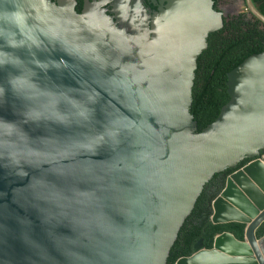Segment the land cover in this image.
Wrapping results in <instances>:
<instances>
[{
    "label": "water",
    "instance_id": "water-1",
    "mask_svg": "<svg viewBox=\"0 0 264 264\" xmlns=\"http://www.w3.org/2000/svg\"><path fill=\"white\" fill-rule=\"evenodd\" d=\"M111 1L0 0V264H166L221 172L210 220L243 237L175 264H264V51L227 71L228 100L197 130V59L224 12Z\"/></svg>",
    "mask_w": 264,
    "mask_h": 264
},
{
    "label": "trees",
    "instance_id": "trees-1",
    "mask_svg": "<svg viewBox=\"0 0 264 264\" xmlns=\"http://www.w3.org/2000/svg\"><path fill=\"white\" fill-rule=\"evenodd\" d=\"M214 8L221 9L222 0H213ZM264 14V0H253ZM80 11V7L76 6ZM264 51V24L244 8L234 13L223 14V26L210 32L207 48L197 59L192 87L190 111L197 121V130L211 122L220 107L228 100L226 73L253 52ZM224 172L216 173L205 183L195 205L183 221L177 238L170 248L166 264H175L176 259L192 252V243L202 237L210 247L213 237L221 231H230L237 238L243 237L241 222L212 223L211 201L223 185ZM264 232V227L257 232Z\"/></svg>",
    "mask_w": 264,
    "mask_h": 264
},
{
    "label": "flooded vegetation",
    "instance_id": "flooded-vegetation-1",
    "mask_svg": "<svg viewBox=\"0 0 264 264\" xmlns=\"http://www.w3.org/2000/svg\"><path fill=\"white\" fill-rule=\"evenodd\" d=\"M114 1H115V0H112L111 2H114ZM130 1L133 2L134 0H130ZM140 1L142 2L143 5H145L146 7L150 8L151 10H154V9L156 8V4L153 3V2H151V0H140ZM82 5H83V0H76L75 8H76V6H78V7H80V9H81V8H82ZM105 7H106L108 10L112 9V5L110 4V2L107 3V4L105 5ZM220 8H221V7H220ZM221 10H222V9H221ZM223 12H224V11H223ZM224 13H225V12H224ZM111 14H113V13H111ZM263 227H264V222L258 227V229L256 230V234H257V232L260 231V229L263 228ZM263 233H264V232H263ZM263 233H261V234H263ZM261 234H259V235H261ZM257 235H258V234H257ZM259 235H258V236H259ZM198 240H201V241H202V246H204V247H208V246L204 245V240H203L202 237H200V238L196 239V240L192 243V252L194 251L193 246H194V244H195Z\"/></svg>",
    "mask_w": 264,
    "mask_h": 264
},
{
    "label": "rangeland",
    "instance_id": "rangeland-1",
    "mask_svg": "<svg viewBox=\"0 0 264 264\" xmlns=\"http://www.w3.org/2000/svg\"><path fill=\"white\" fill-rule=\"evenodd\" d=\"M220 7L225 13H234L244 8L243 0H222Z\"/></svg>",
    "mask_w": 264,
    "mask_h": 264
},
{
    "label": "built area",
    "instance_id": "built-area-1",
    "mask_svg": "<svg viewBox=\"0 0 264 264\" xmlns=\"http://www.w3.org/2000/svg\"><path fill=\"white\" fill-rule=\"evenodd\" d=\"M258 158L264 163V153H261Z\"/></svg>",
    "mask_w": 264,
    "mask_h": 264
}]
</instances>
